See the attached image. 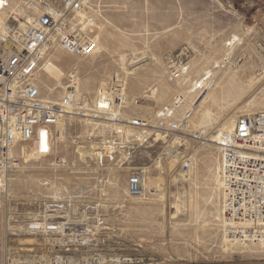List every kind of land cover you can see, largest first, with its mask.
<instances>
[{"label":"rangeland","instance_id":"1","mask_svg":"<svg viewBox=\"0 0 264 264\" xmlns=\"http://www.w3.org/2000/svg\"><path fill=\"white\" fill-rule=\"evenodd\" d=\"M86 12L99 48L79 59L55 46L40 73L47 98L63 94L65 72L77 62L80 93L94 99L118 76L128 112L152 125L162 107L172 106L181 94L185 103L179 105L178 117L196 106L193 122L198 126L210 91L213 124L206 127L207 136L195 139L197 129L185 135L194 162L184 173L169 158L158 162L140 156L130 165L121 164L119 155L99 161L95 125L67 116L51 156L25 157L6 174L7 190L0 196V264L23 263L31 254L27 248L43 241L45 236L33 234L30 224L42 212L45 197L54 194H80L85 202L103 205L115 229L94 237L106 239V250L115 246L118 254L144 256L157 264H264V244L232 248L225 238L217 144L222 130L232 129L240 115L264 109V0H89ZM235 34L242 36L240 43L230 41ZM201 80L204 86L194 89ZM158 140L149 137L148 151L165 149ZM139 165L147 168V179H162L150 186L156 194L149 190L145 198L128 196L129 167ZM28 239H33L31 245Z\"/></svg>","mask_w":264,"mask_h":264},{"label":"built area","instance_id":"2","mask_svg":"<svg viewBox=\"0 0 264 264\" xmlns=\"http://www.w3.org/2000/svg\"><path fill=\"white\" fill-rule=\"evenodd\" d=\"M88 6L89 0H0V11L6 14L0 31V196L7 190V172L25 160L22 148L31 152L37 146L40 158L51 156L67 116L95 125L99 161L119 155L121 164L130 165L137 157L151 156L158 162L175 161L184 173L193 168L184 137L196 128L192 109L178 117L183 95L162 107L152 125L128 112L124 81L118 76L94 99L80 93L77 62L66 70L67 84L58 99L43 93L40 73L56 42L79 59L96 52L97 37L91 28L82 29L77 15L86 14ZM193 133L195 139L203 135L199 129ZM152 136L165 145L163 151H148L146 142ZM221 136L217 144L224 234L241 243L264 244V109L240 115L233 131ZM147 180L145 165L129 167L128 196L147 197ZM45 198L42 212L30 224L33 234L45 237L30 247L29 258L20 264H157L144 256L118 254L115 246L103 247L106 239H96L98 232L115 228L108 224L102 204L85 202L80 194Z\"/></svg>","mask_w":264,"mask_h":264},{"label":"bare ground","instance_id":"3","mask_svg":"<svg viewBox=\"0 0 264 264\" xmlns=\"http://www.w3.org/2000/svg\"><path fill=\"white\" fill-rule=\"evenodd\" d=\"M258 12V11H257ZM0 14H3L2 16H1V18H0V28L2 29V27H3V24H4V22H5V20H6V14L4 13V12H1L0 11ZM260 14V13H259ZM78 16H79V19H80V24L82 25V29H84V30H88V29H90V26L93 24V22H91L93 19L91 18V19H89V21H86V19H87V16H86V14L85 13H83V12H81V11H79L78 12V14H77ZM262 19H264L263 17H262ZM91 24V25H90ZM0 29V30H1ZM237 37H235L234 36V38L232 39V37H230L231 39H230V41L231 40H236L238 43H240L241 42V35L240 34H235ZM97 42H98V44H97V49H96V51L98 50V48H99V38H98V36H97ZM231 44H235V41L234 42H231ZM55 46H59L58 45V43L56 42L55 43V45H53L52 47H51V49H50V51L52 50V49H54V47ZM96 54V52L94 53V55ZM243 60H244V58L243 57H241V58H237V60H235V66H238V64L239 63H241V62H243ZM216 66H219V64L218 65H216ZM187 69V68H186ZM209 75V74H208ZM204 82H205V80H201V81H198V82H196L195 83V87H194V89H196V88H201V87H203L204 86ZM206 88V87H205ZM193 89V90H194ZM50 92H54L52 89L51 90H49ZM156 91H157V89H156ZM209 94H210V96H211V92L210 91H207V93H206V95L204 96V98H206V101L201 105V109L199 110V113H201V117H200V124L198 125V126H196L195 124H194V122H193V117H194V113L196 112V109H197V107L196 106H193V107H188V108H190V109H192V111H193V116H192V118H191V123H192V126H193V128L195 127L196 129H199L200 131H201V135L203 134L204 136H207L206 134L208 133V128H206V127H210L212 124H213V121H214V118H213V114L208 110V105H207V100H208V96H209ZM210 98V97H209ZM252 113H255V112H252ZM252 113H250V112H248V114H252ZM236 121L237 120H235V122H234V125H233V127H232V129H224V130H222V132H224V131H227V132H232L233 131V129L235 128V125H236ZM62 126H63V123L60 125V128H62ZM62 130V129H61ZM222 132H221V134H222ZM221 137L222 136H219L218 138H219V141H220V139H221ZM204 139H206V138H204ZM218 141V142H219ZM96 149V148H95ZM22 152L24 153V156L25 157H29V159H39L40 158V156L38 155V154H36V151H38V148H37V146L31 151V152H27L26 151V149H25V147H23L22 148ZM97 154H98V156L99 157H101L100 156V152H96ZM81 154L82 155H84L82 152H81ZM28 159V160H29ZM172 163V161L170 162V164ZM174 163V162H173ZM173 165H175V164H173ZM220 167V166H219ZM171 168V167H170ZM218 173H219V169H218ZM181 174H184V173H181ZM183 176V179L185 180V181H188L189 180V176L187 175V174H184V175H182ZM219 176V175H218ZM157 183H160V184H162V179L160 178V177H150V178H148V181H147V187H148V189L151 191V193L152 194H156L155 192H152V190H151V187L152 188H154L155 187V185L157 184ZM151 186V187H150ZM173 195H174V193H173ZM161 198L162 199H165V194L164 193H162L161 194ZM174 202V201H173ZM172 202V203H173ZM173 204H175V203H173ZM175 207L177 208V211L180 209V204H176L175 205ZM225 238H226V240L227 241H229L230 242V246L233 248V247H241L240 245H245L246 243H240V242H238L237 240H235V239H230V238H228L227 239V237L225 236ZM29 240V239H28ZM31 240V241H30ZM29 240V243H30V245H31V243H32V240L33 239H30ZM27 241V240H26ZM28 242V241H27ZM34 242V241H33ZM35 243V242H34ZM28 249V251H30V248H27ZM17 264H20V263H18V262H16Z\"/></svg>","mask_w":264,"mask_h":264}]
</instances>
